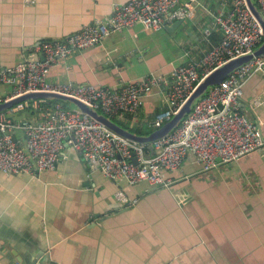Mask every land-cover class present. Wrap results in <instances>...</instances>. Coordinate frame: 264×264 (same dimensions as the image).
I'll list each match as a JSON object with an SVG mask.
<instances>
[{
	"label": "crops",
	"instance_id": "1",
	"mask_svg": "<svg viewBox=\"0 0 264 264\" xmlns=\"http://www.w3.org/2000/svg\"><path fill=\"white\" fill-rule=\"evenodd\" d=\"M127 1L0 0V66L28 60L42 40L101 22ZM192 5L189 18L158 31L134 25L74 51L49 69L47 80L119 86L200 60L222 40L220 30L208 40L203 31L233 3ZM10 92L0 86V95ZM163 109L162 91L155 88L137 114L119 122L146 135ZM239 109L264 137L261 73L246 81ZM167 177L168 188L114 182L66 143L54 169L37 176L0 171V264H264V147L211 172L190 153ZM119 192L136 203H123Z\"/></svg>",
	"mask_w": 264,
	"mask_h": 264
},
{
	"label": "built area",
	"instance_id": "2",
	"mask_svg": "<svg viewBox=\"0 0 264 264\" xmlns=\"http://www.w3.org/2000/svg\"><path fill=\"white\" fill-rule=\"evenodd\" d=\"M254 1L264 18V0ZM232 3L230 12L216 15L213 26L203 31V38L208 40L211 32L220 30L222 40L198 61L172 64L166 76L150 73L119 86L50 83L46 77L49 69L76 50L99 44L110 34L134 25L158 31L166 23L185 20L193 13L192 0L182 4L181 0H128L116 4L101 22L89 23L64 38L39 42L33 53L42 59L0 66V86L11 88L8 95H0V103L30 91H51L80 99L120 123L137 114L145 99L160 88L165 109L155 121L162 124L177 112L206 74L231 59L253 53L262 44V27L246 1ZM255 73L264 77V54L210 87L175 130L150 143L153 152L149 143L122 137L60 101H31L38 110L35 115L13 117V113L29 107V101H24L0 113V171L37 176L54 169L66 143L105 177L114 182L124 180L128 185L146 181L153 187H170L167 173L177 170L190 153L203 172H211L264 147L261 131L239 109L245 83ZM118 198L127 205L137 201L122 192Z\"/></svg>",
	"mask_w": 264,
	"mask_h": 264
},
{
	"label": "water",
	"instance_id": "3",
	"mask_svg": "<svg viewBox=\"0 0 264 264\" xmlns=\"http://www.w3.org/2000/svg\"><path fill=\"white\" fill-rule=\"evenodd\" d=\"M246 4L255 17V19L259 22L263 30V42L262 44L253 51V53H249L246 55H242L231 59L220 66L214 68L211 72L206 74L192 93L187 97L186 101L183 105L177 110V112L166 122L162 123L159 127L154 129L152 132L146 135L137 134L127 129L125 126L113 121L103 113L99 112L97 109L88 105L80 99L64 95L57 92L51 91H30L24 94L18 95L16 97H12L2 103H0V113L5 112L14 105L22 103L24 101H35V100H49V101H60L66 105L71 106L73 109H76L80 112H83L93 119L97 120L113 132L119 134L122 137L129 138L131 140H135L141 143H149V149L153 152L151 142L169 134L173 130H175L182 120L189 114L192 110L194 104L200 99L207 90L217 84H220L229 74H231L234 70L242 66L243 64L249 62L254 57L264 54V18L256 5L254 0H245ZM179 22V21H178ZM167 25V23H166ZM27 61H37L38 59H42L36 53L28 54Z\"/></svg>",
	"mask_w": 264,
	"mask_h": 264
},
{
	"label": "trees",
	"instance_id": "4",
	"mask_svg": "<svg viewBox=\"0 0 264 264\" xmlns=\"http://www.w3.org/2000/svg\"><path fill=\"white\" fill-rule=\"evenodd\" d=\"M45 106V105H44ZM23 111H28L30 113V115H34L37 113V109L32 105V102L29 101V107H27L25 110ZM153 129H156L157 127H159L161 124L160 123H152L151 124ZM151 129V130H153ZM151 130H148L146 133L150 132Z\"/></svg>",
	"mask_w": 264,
	"mask_h": 264
},
{
	"label": "rangeland",
	"instance_id": "5",
	"mask_svg": "<svg viewBox=\"0 0 264 264\" xmlns=\"http://www.w3.org/2000/svg\"><path fill=\"white\" fill-rule=\"evenodd\" d=\"M118 123V122H117ZM119 124H121V123H119Z\"/></svg>",
	"mask_w": 264,
	"mask_h": 264
}]
</instances>
